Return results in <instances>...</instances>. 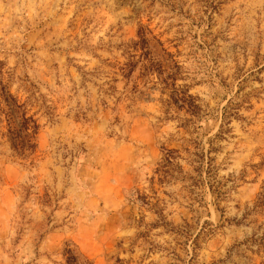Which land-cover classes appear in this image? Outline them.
Returning a JSON list of instances; mask_svg holds the SVG:
<instances>
[{"label": "rangeland", "instance_id": "obj_1", "mask_svg": "<svg viewBox=\"0 0 264 264\" xmlns=\"http://www.w3.org/2000/svg\"><path fill=\"white\" fill-rule=\"evenodd\" d=\"M3 88L0 264H264V0H0Z\"/></svg>", "mask_w": 264, "mask_h": 264}, {"label": "trees", "instance_id": "obj_2", "mask_svg": "<svg viewBox=\"0 0 264 264\" xmlns=\"http://www.w3.org/2000/svg\"><path fill=\"white\" fill-rule=\"evenodd\" d=\"M150 35L152 36V33L148 29L146 31L141 30L139 33L140 41L134 45L135 49H140L144 52V59H148L149 65L144 67V69H147L148 71L158 67V64L150 59L152 48L157 47L158 49L163 46L155 37L150 38ZM152 43H154V46H152ZM134 67V63L127 65V68L130 71H132ZM0 96L5 106L3 112L7 118L8 137L12 146L18 150L20 154H25L26 151L31 149L34 150L35 147H37L34 140L39 131L37 122L33 118L27 117V114L22 112V106L19 105L18 100L15 99L7 89L3 88V91L0 92ZM189 98L192 99V97ZM174 155L175 152L168 151L166 162L171 163V161L174 160Z\"/></svg>", "mask_w": 264, "mask_h": 264}]
</instances>
